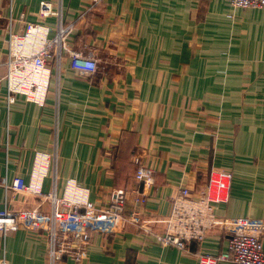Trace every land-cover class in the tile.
I'll return each instance as SVG.
<instances>
[{
	"label": "crops",
	"instance_id": "1",
	"mask_svg": "<svg viewBox=\"0 0 264 264\" xmlns=\"http://www.w3.org/2000/svg\"><path fill=\"white\" fill-rule=\"evenodd\" d=\"M0 0V209L21 176L29 182L37 153L49 155L43 194L15 193L11 209L51 211L74 179L99 207L126 189V221L82 210L77 219L93 239L81 263L202 264L228 251L243 226L264 233V7L234 8L229 0ZM74 22L71 47L94 51L101 68L77 71L65 56L52 66L44 106L18 95L7 101L3 65L9 29L28 22ZM155 171L146 188L136 180L133 152ZM223 175H226L223 177ZM214 178V179H213ZM225 182L214 228L188 249L162 246L180 187L197 195ZM147 193L141 200V193ZM140 225H150L146 235ZM264 245V237H263ZM47 235L22 226L0 234L9 264H49ZM217 264H232L220 260Z\"/></svg>",
	"mask_w": 264,
	"mask_h": 264
},
{
	"label": "built area",
	"instance_id": "2",
	"mask_svg": "<svg viewBox=\"0 0 264 264\" xmlns=\"http://www.w3.org/2000/svg\"><path fill=\"white\" fill-rule=\"evenodd\" d=\"M45 13L52 11L47 0H43ZM234 8H263L264 0H230ZM74 22L60 19L55 26L43 22H28L25 33L18 34L9 29V51L3 65L6 68L3 80L7 84V101L12 103L18 95L27 101L44 106L52 78V66L59 67L67 55L72 59L74 68L83 74H94L100 70V61L94 51L77 50L71 47ZM42 35L33 42L28 39ZM35 167L29 182L21 176L12 184L4 178L1 185L5 191L4 207L0 209V234L7 236L24 226L26 229L43 231L47 235V258L49 264H60L66 259L81 263L84 259L93 236L86 224L77 219L82 210L95 211L112 218L114 229H120L127 220L125 215L127 203L126 189H114L108 202L97 206L90 200V190L74 179L66 182L65 193L60 197L56 193V184L46 196L52 204L51 211L43 214L39 209L13 210L11 196L15 193L30 195L43 194V181L48 172L49 155L37 153ZM130 162L135 166V177L146 188L154 183L155 171L149 167L146 156L133 152ZM226 175H223L225 177ZM214 179V178H213ZM209 190L195 194L190 187H180L173 199L172 211L168 218L164 235H155L162 246H176L181 250L188 249L192 242H202L214 228L216 206L221 201L225 182L216 179ZM141 200L147 193H141ZM146 235H154L150 225H140ZM228 251L218 256H202V264H217L220 260H229L232 264H264V233L260 228L243 226L233 232ZM5 256L0 257V264H9Z\"/></svg>",
	"mask_w": 264,
	"mask_h": 264
},
{
	"label": "bare ground",
	"instance_id": "3",
	"mask_svg": "<svg viewBox=\"0 0 264 264\" xmlns=\"http://www.w3.org/2000/svg\"><path fill=\"white\" fill-rule=\"evenodd\" d=\"M41 37H42V35L39 34L38 36H34V37H31V38H28V39H30L33 42V40H35V39H41Z\"/></svg>",
	"mask_w": 264,
	"mask_h": 264
},
{
	"label": "trees",
	"instance_id": "4",
	"mask_svg": "<svg viewBox=\"0 0 264 264\" xmlns=\"http://www.w3.org/2000/svg\"><path fill=\"white\" fill-rule=\"evenodd\" d=\"M230 1V0H229ZM230 4H231V1H230ZM232 5V4H231Z\"/></svg>",
	"mask_w": 264,
	"mask_h": 264
}]
</instances>
